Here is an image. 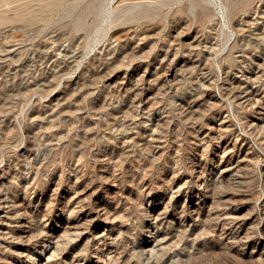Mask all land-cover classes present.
Returning <instances> with one entry per match:
<instances>
[{
	"label": "rangeland",
	"instance_id": "obj_1",
	"mask_svg": "<svg viewBox=\"0 0 264 264\" xmlns=\"http://www.w3.org/2000/svg\"><path fill=\"white\" fill-rule=\"evenodd\" d=\"M0 264H264V0H0Z\"/></svg>",
	"mask_w": 264,
	"mask_h": 264
},
{
	"label": "bare ground",
	"instance_id": "obj_2",
	"mask_svg": "<svg viewBox=\"0 0 264 264\" xmlns=\"http://www.w3.org/2000/svg\"><path fill=\"white\" fill-rule=\"evenodd\" d=\"M185 62V61H184ZM235 78V77H234ZM254 93H255V91H254ZM143 95V94H142ZM241 95V94H240ZM256 97V96H255ZM249 98V97H248ZM143 102V101H142ZM158 115V114H157ZM263 121V120H262ZM247 147V146H246ZM228 148V147H227ZM223 149V148H222ZM239 149V148H238ZM239 151V150H238ZM230 157V156H229ZM227 163V162H226ZM243 163H245V162H243ZM219 165V164H218ZM229 166V165H228ZM220 169V168H219ZM231 172V171H230ZM229 175V174H228ZM239 178V177H238ZM164 209V208H163ZM12 210V209H11ZM167 213V212H166ZM171 213V212H170ZM243 213V212H242ZM196 216V215H195ZM3 218V217H2ZM195 220V219H194ZM190 221V220H189ZM23 222V221H22ZM78 222V221H77ZM72 223V222H71ZM241 223V222H240ZM67 224V223H66ZM166 224V223H165ZM248 224H250V223H248ZM26 226V225H25ZM91 226V225H90ZM180 226V225H179ZM166 227V226H165ZM19 230V229H18ZM164 231V230H163ZM153 232V231H152ZM167 232V231H166ZM100 233V232H99ZM19 234V233H18ZM21 234V233H20ZM30 234V233H29ZM97 234V233H96ZM156 234V233H155ZM154 234V235H155ZM154 235L152 236V238L154 239ZM162 235V234H161ZM242 235V234H241ZM55 238V236H54V234H52V239H54ZM55 241V240H54ZM86 241V240H85ZM84 241V242H85ZM153 241L154 240H152V241H148L147 242V244H146V246H145V252H147V253H149V252H151V251H153V248H154V246L155 245H151L152 243H153ZM162 242H164L165 240L163 239V240H161ZM57 242V241H56ZM83 242V243H84ZM44 243V242H43ZM51 243V242H50ZM34 245V244H33ZM48 247H49V244H48ZM53 247V246H52ZM51 249V247L49 248V249H46V250H50ZM55 249V248H54ZM52 250V249H51ZM50 253H51V251H50ZM49 254V253H48ZM149 256V255H148ZM151 258V257H150ZM57 261V260H56ZM81 262V261H80Z\"/></svg>",
	"mask_w": 264,
	"mask_h": 264
}]
</instances>
